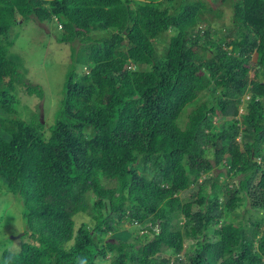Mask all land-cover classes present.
<instances>
[{"label":"trees","instance_id":"obj_1","mask_svg":"<svg viewBox=\"0 0 264 264\" xmlns=\"http://www.w3.org/2000/svg\"><path fill=\"white\" fill-rule=\"evenodd\" d=\"M231 6L222 35L207 22L220 11L203 0H0V182L21 200L30 238L3 250L0 264H101L107 255L110 264H182L162 252L179 254L192 240L188 264H264L262 223L232 217L240 193L264 211V0ZM53 19L71 61L45 136L41 121L16 111V85L44 93L27 82L7 33L20 20L50 28ZM167 31L174 34L158 52L154 42ZM211 85L220 95L181 126L182 111ZM238 105L244 111L233 118ZM217 112L230 116L218 130ZM241 133L250 140L237 141ZM205 144L240 178L231 187L206 179L183 201L180 192L211 167ZM82 213L90 221L76 228ZM123 222L148 234L130 240L119 233ZM109 233L116 239L104 240Z\"/></svg>","mask_w":264,"mask_h":264},{"label":"rangeland","instance_id":"obj_2","mask_svg":"<svg viewBox=\"0 0 264 264\" xmlns=\"http://www.w3.org/2000/svg\"><path fill=\"white\" fill-rule=\"evenodd\" d=\"M233 1L234 0H226V2H224V0H203V2H205L208 6H213L216 10L218 9L220 11V16H215L213 13L209 12L211 16L209 15L207 22L220 29V33L222 35L228 32L232 25L231 2ZM52 22L53 25L48 28L36 20H20L19 23L15 24L7 33V41H12L11 46H9V51L20 56V58L23 60L24 66L27 70V82L40 85L44 93L42 99L35 95H25V93L21 91L20 86L16 85L18 95L17 97H19V103L16 106V111L18 116L25 121H41L43 124L42 131L45 136L50 134L49 127L53 124L55 112L60 105L62 98V87L71 61V44L57 42L56 36L57 32L60 30V26L55 19H53ZM207 22L198 25L194 29V32L197 29H201V31L204 30L205 26H207ZM173 34L174 31H167L159 41L154 42L158 52H163L169 37ZM229 40L230 39H227L226 41L228 42ZM198 45L199 44L193 46L196 51L201 47ZM223 47H225V45ZM227 49L230 48L227 47ZM254 66L255 65L250 62V70H252ZM134 67H137L138 69L146 68V66L144 67L142 65H136ZM88 69V67H77L78 72L87 71ZM249 73L251 74V72ZM213 89L214 88L211 85L208 87L207 91L199 93L196 99L186 106L180 115L179 120L181 126L185 125L187 117L192 108L197 106L199 102L209 99L212 93L215 95H220L218 90L214 91ZM247 98H249V95L246 96V100H248ZM241 106L242 105H238V111L233 118H237L240 112H242L243 108L241 109ZM229 118L230 116L217 112L212 118L214 129L218 130L225 128L226 126L224 122ZM236 140L249 141L250 138L245 133H241L238 134ZM203 146L206 147V156L210 159L211 167L203 172L196 182H194L190 187L180 192L179 197L183 201L190 200L192 196H195V194L198 192L199 185H203L206 179L212 178L213 181L220 186L231 187L234 184L236 185L240 178V174L233 175L231 172L227 173L228 167H226L225 162L222 161L223 163L219 165L216 164L213 155L214 148L211 145L205 144ZM105 183L107 186L113 185L111 181H105ZM207 186H209V184H207ZM3 187L4 186L0 182V255L5 249L11 252H17L23 243L30 241L28 236H23V232L26 231V225L22 218V202L16 195L7 192L4 189L5 187ZM212 193L218 195L219 192L212 191ZM239 195L241 197L242 204L237 207L236 212L232 214V217L236 216L237 214L240 215L239 218L236 217L237 220L235 219V221H242L245 224V227H248V223L250 222L259 221L262 223L261 227H264V211L251 208L249 201H246L241 193ZM90 198L92 202L94 199V194L91 192ZM198 206L199 205L194 203L193 211L197 209ZM74 220L75 227L77 228L81 222L88 223L90 221V216L87 213H82L76 215ZM180 220L183 221L182 217ZM123 231H126L128 238H131L133 235L141 237L143 234H148L147 232L140 230L139 226H135L130 222H123V226L119 233H122ZM109 236L114 237L115 233H109L105 235L104 240L116 239L109 238ZM130 240H132V238ZM144 240L142 241L144 242ZM194 244L195 241L193 240L191 242L185 241L184 248L181 252H179V256L178 253L175 254L171 250H164L162 252V256L169 258L170 261H173L175 257H178L182 259V264H188L186 255L190 253V246ZM184 251H186V254ZM109 260L110 256L107 255L101 264H110Z\"/></svg>","mask_w":264,"mask_h":264},{"label":"built area","instance_id":"obj_3","mask_svg":"<svg viewBox=\"0 0 264 264\" xmlns=\"http://www.w3.org/2000/svg\"><path fill=\"white\" fill-rule=\"evenodd\" d=\"M59 26L61 27V25L59 24Z\"/></svg>","mask_w":264,"mask_h":264},{"label":"clouds","instance_id":"obj_4","mask_svg":"<svg viewBox=\"0 0 264 264\" xmlns=\"http://www.w3.org/2000/svg\"><path fill=\"white\" fill-rule=\"evenodd\" d=\"M61 28V27H60ZM180 254H178V256H179Z\"/></svg>","mask_w":264,"mask_h":264}]
</instances>
